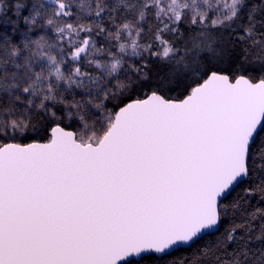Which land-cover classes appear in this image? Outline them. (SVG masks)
<instances>
[{"label":"snow or ice","instance_id":"obj_1","mask_svg":"<svg viewBox=\"0 0 264 264\" xmlns=\"http://www.w3.org/2000/svg\"><path fill=\"white\" fill-rule=\"evenodd\" d=\"M0 264H264V0H0Z\"/></svg>","mask_w":264,"mask_h":264}]
</instances>
